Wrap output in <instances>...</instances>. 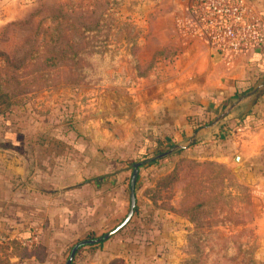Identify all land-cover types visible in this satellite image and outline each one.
Returning a JSON list of instances; mask_svg holds the SVG:
<instances>
[{"label": "rangeland", "instance_id": "obj_1", "mask_svg": "<svg viewBox=\"0 0 264 264\" xmlns=\"http://www.w3.org/2000/svg\"><path fill=\"white\" fill-rule=\"evenodd\" d=\"M144 1L0 0V264H65L126 213V164L144 159L134 218L71 264H254L251 189L222 141L144 136ZM58 10L69 30L47 39Z\"/></svg>", "mask_w": 264, "mask_h": 264}, {"label": "crops", "instance_id": "obj_2", "mask_svg": "<svg viewBox=\"0 0 264 264\" xmlns=\"http://www.w3.org/2000/svg\"><path fill=\"white\" fill-rule=\"evenodd\" d=\"M190 2L173 0L167 4L170 9L165 0H145L139 5L138 20L145 25V29L140 28L139 40H145V45L146 41H156L157 49L145 52V82L141 80L136 86L145 103L144 136L148 140L151 134L164 135L167 130L179 148L194 140L208 141L217 136L216 142L223 143L217 154L220 160L229 159V166L234 168V157L239 155V179L251 189V260L264 264V91L257 97L249 92L236 100L231 98L236 88L257 87L264 80V51L239 54L226 61L199 38L182 34L177 23L186 17ZM253 3L264 17V0ZM125 63L128 65L127 59ZM125 83L126 87L133 84L129 79ZM132 89L135 88L131 86ZM231 104L222 117L227 129L224 125L219 127L214 119L193 131L189 115L201 120L208 111L217 117Z\"/></svg>", "mask_w": 264, "mask_h": 264}, {"label": "built area", "instance_id": "obj_3", "mask_svg": "<svg viewBox=\"0 0 264 264\" xmlns=\"http://www.w3.org/2000/svg\"><path fill=\"white\" fill-rule=\"evenodd\" d=\"M179 31L202 40L220 58L264 51V17L253 0H191Z\"/></svg>", "mask_w": 264, "mask_h": 264}, {"label": "trees", "instance_id": "obj_4", "mask_svg": "<svg viewBox=\"0 0 264 264\" xmlns=\"http://www.w3.org/2000/svg\"><path fill=\"white\" fill-rule=\"evenodd\" d=\"M49 16L50 17L45 16V18L43 19V20H45V25L43 26V28H41V33L47 39L49 38V36L55 37L56 39H58V38L62 37L66 33V31H68L69 29H64L61 26H59V22L54 23V21H53L54 16H56L58 19H64V17H66V15L61 10H58V12L55 15L51 14ZM43 49H45L44 43L35 47L36 51H41ZM89 53H90L91 57L92 56H98V53L95 51V49L89 50ZM71 56L72 57L75 56V51H73L71 53ZM259 91H261L259 93V94H261L264 90L262 91L260 88H257L256 86L248 85V87H246L244 89L236 88L235 92L233 93L231 98L233 100H236L239 97H242L243 95L248 94L249 92H253L255 97H257V96H259V94H258ZM215 117H216L215 115L211 116L209 114V112L207 111L205 119L192 121L189 116H188V119H189V122L192 126L193 131H196L198 128L210 124L215 119ZM222 121H223V118L217 120V123L220 125L219 127H221V128L224 125V130H225V129H227V126L225 125V122L223 123ZM173 154L174 153L171 151H169V152L163 151L159 155H157L156 158L149 159V161L150 160L154 161L155 159H156V161L165 160V159L169 160ZM146 161L147 160H145V159L141 160L139 162L128 161L126 164L125 170L128 171V174L125 177H123V179H122L123 183L126 181L124 183L125 184V190L127 192V199H128V207H127L126 213L124 215H122L121 218L117 222L111 223L107 229H103L98 234H95L94 237L87 239L88 242L84 243L83 245L101 246L104 242L110 240L114 233H116V232L120 233L131 222V220L134 218V216L136 215V213L138 211L137 197H136V181H137L138 176L141 174L139 166L142 165L143 163H145ZM134 172H135L134 180L131 182V177H132ZM237 225H238L237 227H244L245 224L244 225L237 224ZM237 243H239V242H237ZM228 246L230 247V249H233L232 243L228 244ZM78 247H80V246H78ZM78 247H77V249H78ZM77 249L75 250V252L77 251ZM75 252H74V254H75ZM74 254H73V257H74ZM73 257H72V259H73ZM71 262H72V260H71Z\"/></svg>", "mask_w": 264, "mask_h": 264}, {"label": "water", "instance_id": "obj_5", "mask_svg": "<svg viewBox=\"0 0 264 264\" xmlns=\"http://www.w3.org/2000/svg\"><path fill=\"white\" fill-rule=\"evenodd\" d=\"M257 88H260L262 91L264 90V80H262V82L259 83V84L257 85ZM260 92H261V91H259L258 94H259ZM232 105H233V104H231L228 108L222 110V111L219 113V115H217V117L215 118L214 121L218 120L219 118H222L225 114H227L228 111H229V109L231 108ZM234 163L236 164L237 167H239V166L241 165L239 155H236V156L234 157ZM135 165H136V164H135ZM134 176H135V172L133 173V175H132V177H131V182L134 180ZM86 242H88V240H83V241H81V242L76 243V244L73 246V248L71 249L70 254H69V256H68V258H67L65 264H70V263H71V260H72L73 254H74L75 250L77 249V247H78L79 245H81V244L86 243Z\"/></svg>", "mask_w": 264, "mask_h": 264}]
</instances>
